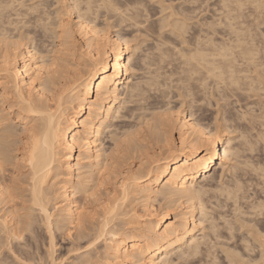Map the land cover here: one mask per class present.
I'll list each match as a JSON object with an SVG mask.
<instances>
[{
  "label": "bare ground",
  "instance_id": "1",
  "mask_svg": "<svg viewBox=\"0 0 264 264\" xmlns=\"http://www.w3.org/2000/svg\"><path fill=\"white\" fill-rule=\"evenodd\" d=\"M10 1L0 0V255L4 249L12 253L14 247L16 251L8 262L3 253L6 259L0 256V264L41 261L39 254L31 252L39 248L36 238L41 230L47 235L50 264H59L65 258L53 255L57 236L67 241V253H74L67 264H102V260L106 264H172L173 256L198 258L201 264H264V193L259 192L264 189V155L263 162H256L253 158L258 155L252 153L253 160L248 157L251 154L247 155L249 160L244 156L255 152L254 144L264 139V133L262 130L258 134L255 127L252 130L255 116H248L249 107L241 109L242 103L235 97L236 90L243 87L237 88L240 80L245 81L247 76L236 75L241 72L236 69V62L238 67L241 62L237 60L246 59L242 64L247 65L264 52L258 45L259 37L264 40V29L253 32L264 26V17L263 23H258V17L264 14V0H251L254 17L248 13L252 12L250 7L251 11L242 13L246 9L243 3L249 0H212L211 10L224 14L213 12L214 17L207 10L210 0H181L176 7L168 3L173 0H167L164 7L161 4L166 1L158 0L162 1L158 3L160 14L166 8L171 11L164 10L168 15L157 20L149 19L148 5L143 7L147 0H51L53 5L63 4L55 9L45 8L46 0L44 6L41 1L31 4L29 0H12L17 9H8ZM201 2L208 6L203 8ZM203 11L212 18L202 17L198 22L197 14ZM248 14L256 25L245 23L257 28L250 26L253 35H259L258 46L251 42L256 40L249 25L244 27L242 19L247 17L243 15ZM101 16L104 28L99 24ZM195 16L200 25L192 29L196 22L190 21ZM218 22L221 26L223 23L224 30L227 27V39L223 38L224 30H216ZM124 28L133 34L142 33L141 37H149L151 43L139 50L140 42L132 43L135 34L134 38L132 33L128 35L131 43L120 34ZM162 29L168 33H161ZM216 32V38L220 32L223 40L215 38ZM254 63L257 68L264 67V63ZM248 67L242 71L247 73ZM166 79L179 83L183 91L175 88L181 92L176 95L189 96L190 104L186 100L189 106L185 109L181 99V106L167 103L165 108L163 101L162 109V101L158 106L153 100L162 113L158 108L159 113L150 112L153 108L145 104L150 90L159 92L160 100L173 97L168 95L171 85ZM209 84L220 91L214 92L216 96L213 92L205 95L206 89L213 90ZM165 85L168 93L163 91ZM202 95H212L219 102L235 97L239 108L234 110L233 104L235 113L231 116L225 114L221 121L217 117L207 120L204 103L210 105L211 97L207 100ZM127 103L130 106L126 108ZM124 108L127 110L123 113ZM261 114L264 117L263 111ZM129 117L134 124L128 123ZM121 122L124 126L115 130ZM251 130L257 134L252 135ZM237 131L240 138L235 140L233 133ZM107 136L112 143L106 145ZM241 162L261 178L263 186L260 182L258 186L263 189L254 187L260 194L250 187L251 194L244 191L246 195H241L243 177L236 167ZM215 192L233 205L232 217L217 214L222 223L211 214L221 202L215 205L209 198L210 207L205 202ZM137 201L142 204L141 215L132 207ZM171 207L177 209L174 219L168 212ZM120 215H129V219H119ZM220 227L226 231L217 232ZM241 230L244 232L237 235ZM221 239L231 244L226 242L225 248ZM98 242L103 243L99 252L94 251ZM218 245H224L223 257L216 251ZM242 251L247 256L248 251L249 256L250 251L257 254L247 257L250 261L246 262Z\"/></svg>",
  "mask_w": 264,
  "mask_h": 264
},
{
  "label": "rangeland",
  "instance_id": "2",
  "mask_svg": "<svg viewBox=\"0 0 264 264\" xmlns=\"http://www.w3.org/2000/svg\"><path fill=\"white\" fill-rule=\"evenodd\" d=\"M11 1H12V0H11ZM11 1L9 2L10 4H11L12 2L15 3V4L12 3V6H11V7H13L14 5H16V2H15V1H17V3H18V1L20 2V0H15V1H12V2H11ZM21 1H22V0H21ZM29 1L31 2V4H32V3H33V4H34V3L36 4L37 2H38V4H40V1H41V4H42V5L44 4L43 2H45V0H44V1H43V0H32V1L29 0ZM36 1H37V2H36ZM49 1H50V2H49ZM63 1H64V0H63ZM65 1H67V0H65ZM123 1H124V0H121V2H123ZM145 1H146V0H144V2H145ZM159 1H160V0H159ZM162 1H164V0H162ZM162 1H161V2H158V0H149V2H148V0H147L145 3H143V4H144L143 7H145V4L148 5V6H147V7H148L147 10H148V12H149V17L151 16L149 19L154 20V19H156V17H158L157 19H159V17L162 18V16H164L165 14L168 15V13H166V12H168L169 9H167V8H166L167 10L164 9L166 12H164V10H163V11H161V14L159 13L160 6H158V3H159V5H160V4L162 3ZM165 1H166V2H165V5L162 3L161 6H162V5H163V7L166 6V3H167L169 0H168V1L165 0ZM173 1H174V0H173ZM173 1H172V2L170 1V2H168V3H172V5H174L175 7L181 2V0H176V1H174L175 3H173ZM177 1H178V2H177ZM179 1H180V2H179ZM207 1H208V0H207ZM213 1H214V0H213ZM213 1H212V0L208 1V4L213 3ZM241 1H242V0H241ZM245 1H248V0H243V2H245ZM30 2H28V4H29ZM147 2H148V3H147ZM205 2H206V1H205ZM205 2H203L204 4H202V2H201L203 8L206 7V6H208V4L205 3ZM250 2H251V0H249V3L246 2V3H248V4L243 3V4H244L243 7L246 6V9L242 12V10H243L244 8H243V9L241 8V9H242L241 12H242L243 14H245L246 12L252 10V12H248V13H252V15H253V17H254V15H256V13H254L255 11H254V7L252 8V4H251V7H250V5H249ZM26 3H27V2H26ZM51 3H52L51 0H46V2H45V8H48V9H55V6H56V8H57V6H59V5H63V4H61V3H63L62 0H61V3H59V4H57V5H56V4L53 5V4H51ZM66 3H68V1H67ZM66 3H65V4H66ZM251 3H252V2H251ZM10 4H9V5H10ZM46 4H47L48 6H46ZM175 4H177V5H175ZM205 4H207V5H205ZM243 4H241V7H242ZM156 5H157V7H156ZM204 5H205V6H204ZM248 5H249V6H248ZM19 6H20V8H19ZM43 6H44V5H43ZM43 6H42V7H43ZM174 6H173V7H174ZM253 6H254V3H253ZM15 7H16V9H17V6H14V9H15ZM175 7H174V8H175ZM210 7H213L212 4H211V6L209 5V6L207 7V10H210V11H211V12H210L211 14H210L206 9H202L201 6L199 7L200 9L204 10L205 12H208V13L206 14V13L203 11V12H202L203 15H202V13H201L200 15L197 14L199 17H201V18L198 17L199 20H200V19L202 20V17H203V18L206 17V18H209V19H210V18H212V16H210V15H212V14H213V17L215 16V14H217V15H218V13H219V14H222L221 10H219L221 13H220V12H217V13H216L214 10H211ZM249 7H250V9H251V8H252V9L250 10ZM24 8H25V7L23 6V9H24ZM141 8H142V7H141ZM8 9H13V8H9V7H8ZM18 9H22L20 4H18ZM142 9H144V8H142ZM145 9H146V7H145ZM149 9H151V10H149ZM156 9H157V10L159 9V10L156 11ZM202 10H201V11H202ZM247 10H248V11H247ZM169 11H171V9H170ZM217 11H218V10H217ZM157 12H158L159 14H157ZM213 12H215V14H214ZM72 13H73V12H72ZM151 13H152V14H151ZM162 13H163V14H162ZM199 13H200V12H199ZM253 13H254V14H253ZM155 14H156V15H155ZM204 14H206V15L210 14V15H209L210 17H209V16H206V15H204ZM159 15H160V16H159ZM201 15H202V16H201ZM222 15H224V14H222ZM222 15H220V16H221V19L219 18L220 16H219V17L216 16L217 18L215 17V19H216V20H219V19H220V20H222V21H220V20H219V21H220V22H223L224 19H222V18H223ZM248 15L251 16V14H248ZM248 15H243V16H245V17H247V18H246V19H242V20H243V22H244V27L247 26V25H249L248 28H249V30H250V32H251L252 29L250 28V26H251L250 24H251V23H252V24L254 23V24L256 25V23L254 22V18H253L252 16L250 17V18L253 20V22H252V20L249 19ZM261 15H263V16H261ZM261 15H260V16H261L260 18L264 17V14H263V13H262ZM175 16H176V15H175ZM243 16H242V17H243ZM54 17H55V16H54ZM71 17H75V14H73V16H72V14H71ZM103 17H104V16H101V17L99 18V24L103 23V21H102V20L104 19ZM171 17H172V16H171ZM171 17H170V18H171ZM177 17H178V15H177ZM245 17H244V18H245ZM65 18H66V16H65ZM102 18H103V19H102ZM172 18H173V17H172ZM260 18L258 17L259 20L256 19V20L259 21V22H258L259 24H260V23H263V21H264L263 18H262V19H260ZM54 19H55V18H54ZM54 19H53V20H54ZM157 19H156V20H157ZM191 19H192V18H191ZM194 19H195L196 21L198 20L196 16H195V18L193 17V19L190 21L192 24H194V23L196 22ZM55 20H56V19H55ZM55 20H54V21H55ZM100 20H101L102 22H101ZM152 20H151V21H152ZM199 20H198V22H201V20H200V21H199ZM244 20H246V21H244ZM262 20H263V21H262ZM192 21H194V22H192ZM248 21L251 22V23L248 24V23H249ZM261 21H262V22H261ZM190 22H189V24H191ZM198 22H196V23H198ZM220 22H218V23H219V25L221 26ZM245 22H248V23H245ZM196 23H195L194 25L191 24L192 26H190V27L193 29V28L195 27V25H196L197 27H195V29H197V28L199 27L198 25H200V24H199V23L196 24ZM245 24H246V25H245ZM53 25H54V24H53ZM219 25H217L218 28L220 27ZM255 25H254V27H253V25H252L251 27L254 29V28H256ZM261 25H262V24H261ZM102 26H103V25L101 24L100 27H101V28H104V26H103V27H102ZM217 26H216V28H217ZM223 26H224V25H223V23H222V26H221L219 29L217 28L216 30L220 31V29H221V30L223 31V30H224ZM257 26H260V25L257 24ZM50 27H52V25H50ZM54 27H55V26H54ZM222 28H223V29H222ZM226 28H227V27H225V30H224L225 32L223 31V33H222V31H220V32L223 34V38H224V39H227V38L229 37V36H228V37L226 38V35H225V37H224V33H225V34H228V33L226 32L228 29H226ZM260 28H263V29H264V26H263V25L260 26L259 29H258L257 31H256V30H253V32L255 31L256 33H258L259 30H261ZM127 29H128V28H127ZM166 29H167V28H166ZM256 29H257V28H256ZM263 29H262V31H263ZM109 30L111 31V30H114V29L110 28ZM125 30H126V28H124L123 30L120 31V34L123 35V37L126 36V37L128 38V40H129L130 37H128V35L131 36L130 34L132 33V37L134 36L135 33L133 34V31H132V30H126V31H125ZM122 31H123V32H122ZM166 31H167V30H165V29L163 30V29H162V32H161V31H160V32H161V33H164V32H165V33L167 34L168 31H167V32H166ZM262 31H260L259 34H261ZM125 32H126V34H125ZM220 32H218V34H219L218 36H220L219 38L221 39V38H222V37H221L222 34H221ZM253 32H251V33H252V36H253V38H254L255 34L253 35ZM129 33H130V34H129ZM165 33H164V34H165ZM124 34H125V35H124ZM136 34H137L138 36H137ZM136 34H135V36L138 37V39L135 40L136 37L134 36L135 38L133 37V38H134V39L132 40L133 42L130 41V40H129V41H130V43H131V42H132V43L140 42V43H138V44H140V45H139V47H140L139 50H140V49L142 50V48H144L143 46H145V45L147 44V42L149 43L151 40H149V39H150L149 37H148L149 39H148L147 37H143V35H142V37H141V34H142V33H136ZM216 35H217V32H216L215 35H214L215 38H216ZM257 35H258V34H256V36H257ZM263 35H264V33H263ZM144 36H145V35H144ZM218 36H217L216 39H217V40H220V39L218 38ZM256 36H255V38H254V39L256 40V42H255V41H251V42H253L254 44H256V46L259 45V48H260L259 51L262 52V51H264V49L262 48V47H264V45H262V44H264V43L261 44V42H262V41L264 42V40L261 39V38H262L261 35H260L261 37H259V35H258L257 37L260 38V39L258 38V39L260 40V41H259L260 44H258L259 42L257 43L258 39H256V38H257ZM127 38H126V39H127ZM131 39H132V38H131ZM144 39H145L146 41H145ZM245 39H246V38H245ZM245 39H244V40H245ZM254 39H253V40H254ZM49 40H50V39H49ZM221 40H223V39H221ZM251 40H252V39H251ZM261 40H262V41H261ZM141 42H143V43H142V46H141ZM245 42H247V41L245 40ZM150 43H151V42H150ZM144 44H145V45H144ZM257 44H258V45H257ZM261 48H262L263 50H262ZM139 50H138V51H139ZM260 52H259V53H260ZM262 53H263V54H262ZM262 53H260V54H261V57H262V55H263V57H262L263 59L260 58V57H259L260 54H258L259 56L256 55L257 58H256L255 56H254L255 59L252 58V60L254 59L255 61L252 62V61L250 60L251 64L254 63V62H256L257 59H259V61H257L256 64L254 63L256 66H257V65H260V64H263V63H264V62H263V60H264V52H262ZM261 59H262V60H261ZM240 60H241L240 63H241V65H242L244 68L249 66L250 62H249V64H248V62H247V65H248V66H247L246 64H242V62L245 63V60H246V59H243V61H242V59L240 58V59L237 60V61H240ZM246 61H247V60H246ZM260 61H261V62H260ZM258 62H260V63H258ZM262 62H263V63H262ZM236 63L238 64V62H236ZM240 63H239V67H238V65L236 64V69H241L240 71L243 72V73H241V72L238 73L239 71L236 70V71H238V72H236V75H238V74H239V75L242 74V76H244V77L247 75L248 77L246 76V78H248V79L245 78V81H246V82L243 81L244 78H242V76H239L240 79L242 78L240 81L243 82L244 84L247 83V85H245L246 88L250 87L251 83L253 82L254 85L256 84V85H255L256 88L258 87V88H257L258 90H257L255 87H252V86H254V85H251L252 88L250 87L252 90H250V88H249V89H245L244 84H242V83L240 82V85H239V87H237V88L239 89L240 86L243 85V87H241V89L244 90V92H243V91H240L241 89H240V90H236V91H237V95H236L235 97H237V100H239L238 102H239L240 104L242 103V104L240 105V107L243 106V107H245V109L249 107L248 109L251 110L252 112H251V111L248 112V111H247L248 109H247L246 111L248 112V114L251 113L252 116H253V115L255 116V117H254V120H253V122H254L255 124L252 122V119H253V118H252V116H251V121H250V122L253 123V125H251V126L253 127L252 130H254V127H255V131H256L258 134H260L259 132H261L262 130H263V133H264V117H263L262 114H261L262 111L264 112V107H262V105L264 106V90H263L264 88H262L263 85H264V83H263V82H264V80H263L264 77H262V76H264V75H263V74H264V72H263V71H264V69H263L264 67L261 65V67L258 66V68H257V67H255V66H253V64H252V65L250 64V67L246 68V69H248V70H247V73H245L246 70L242 71L243 67L240 66ZM240 67H241V68H240ZM251 67H252L253 70L250 69ZM152 68H153V67H152ZM154 68H155V66H154ZM256 68H257L258 70H257ZM260 68H261V71L259 70ZM249 69H250L251 71H250ZM255 69H256V70H255ZM262 69H263V71H262ZM252 71H254V72L252 73ZM255 71H256L257 74L255 73ZM249 72H251L252 74L249 73ZM262 73H263V74H262ZM260 74H261V76H260ZM258 75H259L260 77H259ZM173 76L175 77V75H173ZM173 76H172V77L169 76V78H172V79H173ZM250 76H253L254 78H253V77H250ZM249 77H250L251 79L253 78V79H252L253 81H252ZM172 79H171V80H172ZM174 79H175V78H174ZM174 79H173V80H174ZM256 79H257L258 81H257ZM171 80L168 79V81H167V79H166V82H168V83L165 82L168 86L171 85V88H168V89L170 90V93H168L169 90L166 89V88H167V85L163 86V87H164V90H163V87H161V88H162L161 90L165 91V93H168V95L171 94V96H173V97H170L168 101H167V99H168L167 96H166L165 98H163V99L160 100L159 98H161V97L158 96V95H159V92H156L155 90H150V91L147 93V99H146L147 103H146V101H145V104H148V105H149V108H153V109H151L150 112H155V110L158 108V106H161V105H162V109H163V107H165V106H166L165 108H167V105H166L167 103H169V104H168L169 106L171 105L170 107H178L179 105L181 106V103L179 104V101H181V99L185 101L184 104H183V107L185 106V109H187V105H188V103H189V101H190V100H188V99H190V97H189V96H186L184 93H183V96H185L187 99H186L185 97H183V96L181 97L180 95H179V97H178V95H176V94H181V92L179 93V91H178L177 89H175V88H178L179 83H175V81H173V80H172V82H174V83H172ZM247 80H249V81H247ZM255 80H256V81H255ZM250 81H251V82H250ZM254 81H255V82H254ZM169 82H170V84H169ZM249 82H250V83H249ZM257 82H258V83H257ZM248 83H249V85H248ZM260 83H261L262 85H261ZM259 84H260L261 87L259 86ZM173 85H175L176 87H174ZM210 85L212 86L211 88L213 89V86H214V85H213V84H209L208 87H210ZM217 85H219V84H217ZM219 86H221V85H219ZM165 87H166V88H165ZM173 87H174V88H173ZM208 87H207V88H208ZM214 87H216V86H214ZM217 87H218V86H217ZM211 88H210V89H211ZM218 88H219V87H218ZM259 88H260V89H259ZM261 88H262V90H261ZM171 89H172V90H171ZM178 89H180V91H183V90H181V88H178ZM254 89H256L257 91L254 90ZM166 90H167V91H166ZM208 90H209V88H208ZM208 90L206 89V90L204 91V93L206 92L205 95H207V93H212V92H213V94L215 95V93H217V92L219 91V90L217 91V90H214V89H213L211 92H209L210 90H209V91H208ZM245 90H246V91H245ZM247 90H248V91H247ZM253 90H254V91H253ZM197 91H198V90H197ZM197 91H196V95L200 96L201 93H200V94H197V93H199V92H197ZM200 91H202V90H200ZM207 91H208V92H207ZM154 92L156 93V95L158 94L156 98H155V95L153 94ZM174 92H175V93H174ZM177 92H178V93H177ZM202 92H203V91H202ZM214 92H215V93H214ZM219 92H220V91H219ZM239 92H240V93H239ZM242 92H243V93H242ZM204 93H203V95H204ZM235 93H236V92H235ZM173 94H175L177 97H175V95H173ZM196 95H195V96H196ZM203 95H202V96H203ZM205 95H204V96H205ZM169 96H170V95H169ZM204 96H203V97H204ZM208 96H209V94H208ZM208 96H206V97H204V98H207V100H208V98L211 97L212 99L210 98V100H211L210 105H211V106L208 105V103H204V107H206V108L208 109L207 111H206V109H205V112H206L205 115L207 116V117H206L207 120H209V119L211 120V119H214V118L217 117L216 119H218V120L221 121V120L223 119V117H224L225 114H226V115L228 114V116H231L232 114H234L235 112H233V111L235 110L236 106H237V109L239 108V106H238L239 104H238V102L235 100V99H236L235 97H231V98L229 97V98H227L228 100L226 99V101H225V99H224V101H223V99H222V100L220 99V102H219V99H218V98H216V97H212V95H210V97H208ZM215 96H216V95H215ZM217 96H218V95H217ZM238 96H239V97H238ZM158 97H159V98H158ZM174 97H175V98H174ZM180 97H181V98H180ZM240 97H241V98H240ZM179 98H180V99H179ZM214 98H216V99H214ZM178 99H179V100H178ZM230 99H231V101H230ZM153 100H155V101L158 102V106H157V104L154 106L155 101H153ZM186 100L188 101V103H187ZM212 100H213V101L215 100V101L213 102ZM216 100H217V101H216ZM152 101H153V102H152ZM161 101H162V104L160 105L159 102H161ZM163 101H164L165 103H164ZM235 101H236V102H235ZM149 102H150V103H149ZM216 102H219V103H216ZM224 102H225V103H224ZM226 102H228V103H227V106H228V107H227V106H224V104H226ZM234 102H235V103H234ZM163 103L165 104V106L163 105ZM186 103H187V104H186ZM215 103H216V104H215ZM220 103H221V104H220ZM151 104H152V106H151ZM178 104H179V105H178ZM189 104H190V103H189ZM205 104H207L208 106L205 105ZM212 104H213V105H212ZM228 104H229V105H228ZM233 104H234V105H233ZM148 105H147V106H148ZM172 105H174V106H172ZM176 105H178V106H176ZM216 105H217V106H216ZM232 105H233V107H234V110L232 109V108H233ZM246 105H247V106H246ZM129 106H130V104L127 103V104H126V108L129 107ZM169 106H168V107H169ZM188 106H189V105H188ZM209 106H210V107H209ZM214 106H215V107H214ZM220 106H221V107H220ZM222 106H224V107H222ZM217 107H220V108H219L220 111L217 109ZM243 107H241V109H242ZM250 107H251V108L253 107L254 109H251ZM261 107H262V108H261ZM126 108H124L125 110H124V109L122 110L123 113L127 110ZM160 108H161V107L158 108V109H159V112L162 113V111H161ZM222 108H223V109H222ZM224 108H225V113H224ZM259 108H260V109H259ZM209 109H210V110H209ZM216 109H217V110H216ZM226 109H227V110H226ZM229 109H230V111L228 112ZM237 109H236V110H237ZM243 109H244V108H243ZM255 109H256V111H255ZM215 110L217 111V113L219 112V114H220V115L218 114L219 116H217V113H216V115H214V114H215ZM231 110H232V111H231ZM257 110H259V111H257ZM260 110H262V111L260 112ZM253 111H255V114H257V116H261V120L259 119V117H257V116L254 114ZM156 112H158V110H156ZM156 112H155V113H156ZM159 112H158V113H159ZM207 112H208V113H207ZM211 112H214V113H211ZM230 113H231V115H229ZM258 113H259L260 115H258ZM221 114H222V115H221ZM263 115H264V114H263ZM195 116H197V115H195ZM248 116H250V114H249ZM248 116H247V118L249 119ZM256 117H257V119H256ZM262 117H263V118H262ZM129 118H130V117H129ZM221 118H222V119H221ZM262 119H263V120H262ZM126 120H127V122L129 121L128 118H127ZM126 120H125V121H126ZM131 120H132V119L130 118V121H129L128 123H133V122H135L134 119L132 120L133 122H132ZM255 120H256L257 122H255ZM258 120H259V121H258ZM118 121H119V120L117 119V121H115V122H118ZM138 122H139V120L136 121V123H138ZM123 123L125 124V122H121V123H120L121 125L118 123L117 126L115 127V130H117V129L121 128L122 126H124ZM252 123H251V124H252ZM261 123H262L263 125H262ZM122 124H123V125H122ZM133 124H134V123H133ZM257 124H258V125H257ZM260 124H261V125H260ZM120 126H121V127H120ZM116 128H117V129H116ZM112 129H113V128H112ZM257 129H258V130H257ZM260 129H261V130H260ZM237 130H238V129H237ZM252 130H251V132H250V133H252V135L257 134L255 131H252ZM238 131H239V130H238ZM238 131H237L236 133H233V134H234L233 137H234L235 140H238V139L240 138V132H238ZM258 131H259V132H258ZM116 132L118 133V131H116ZM234 132H235V131H234ZM254 132H255V133H254ZM119 133H120V131H119ZM119 133H118V134H119ZM173 133H174V136H175V135L177 136V131H176L175 129L173 130ZM263 133H262V134H263ZM262 134H261V135H262ZM108 135H110V134H108ZM238 135H239V136H238ZM263 135H264V134H263ZM263 135H262V137H263ZM176 136H175V137H176ZM108 138H110V136H107V138L104 139V141L106 142V145L109 144V143H110V144L112 143V141L109 140ZM116 138H117V137H116ZM254 139H255V138H254ZM261 142H264V139H262V141H260V143H259V141H258V142H255V143H257V145H258V146H257V145L254 144V147L256 146V147H255V148H256L255 152H250V153L246 152L247 154L244 155V156H246V157H245L246 159H247L248 157H250V158H251V159L249 158L250 160H253V159H254L256 162H257L258 160H259L258 162H261V161L263 162L264 145H263ZM258 143H259V144H258ZM262 145H263V146H262ZM254 147H253V148H254ZM259 147H260V148H259ZM261 147H263V148H261ZM255 148H254V149H255ZM257 149H258V151H257ZM261 149H262V151H261ZM252 151H253V150H252ZM256 151H257V152H256ZM251 153L253 154V156L258 155V156H256L257 158H256V157L253 158ZM256 153H257V154H256ZM244 154H245V153H244ZM250 154H251V155H250ZM254 154H255V155H254ZM247 155H250V156L247 157ZM252 158H253V159H252ZM258 158H259V159H258ZM242 159H243V160H242ZM249 159H247V160H249ZM240 160H241V161H244L245 159H244V157H243V158H241ZM239 163H240V162H239ZM237 164H238V163H237ZM244 165H245V164H242V162H241V165H240V164L236 165V167L238 166L237 168L240 167V169H241V170L239 169L240 171H239L237 174H240V175H242L241 177H243V178H242L243 180L241 179L243 182H241V183L244 184V187H243V184H242V189H243V190H242V189H241V190H242L243 192H242L241 195H246V193H247V195H248V194L250 193V191H252L253 189H254L253 191H256V189H257V191H259V188H260V189H263V188H264V186H263L264 184H263V185L261 184V181H260L261 178H259V176L256 177V176H255L256 173H254L255 175L253 174V171H252V169L250 168V166L247 167L246 165H245V166H244ZM242 166H243L244 168H243ZM245 167H246V170H245ZM242 168H243V169H242ZM215 169H216V170L218 169V171H219L218 173L220 174L219 167H218V168L216 167ZM242 170H243V171L245 170L244 173L242 172ZM249 170L252 171V173H251ZM237 171H238V170H237ZM242 173H243L244 175H243ZM248 173H249V174H248ZM227 175H229V174H227ZM227 175H226V176H227ZM217 176H218V175H217ZM226 176H225V177H226ZM246 176H247V178H246ZM249 176H251V179H250ZM252 176H253V177H252ZM230 178H231V176H230ZM252 178H255V179L253 180ZM257 178H258L259 181L257 180ZM217 179H219V178H218V177L216 178V182H218ZM224 179H225V180H224L225 182L228 181V180H226L227 178H224ZM228 179H229V178H228ZM244 179H245V181H244ZM246 179H247V180H246ZM248 180H250V181H248ZM251 180H252V182H251ZM255 180H256L257 182H255ZM246 181H247V182H246ZM253 181H254L255 183H254ZM225 182H224V183H225ZM249 182H250V183H249ZM259 182H260V184L263 186V188H262V187H259V186H261L260 184H258ZM253 183H254V184H253ZM256 183H257V184H256ZM262 183H263V182H262ZM249 184H250V185H249ZM251 184H252V185H251ZM245 185H246V186H245ZM253 185H254V186H253ZM258 185H259V186H258ZM248 186H249V187H248ZM255 186H256V189L254 188ZM257 186H258L259 188H257ZM246 187H247V188H246ZM250 187H252L253 189L250 188ZM244 188H245V189H244ZM249 189H251V190L249 191ZM263 190H264V189H263ZM263 190H261V191H259V192H262L261 194H263V193H264ZM244 191H246V193H245ZM247 191H248V192H247ZM257 191H256V192H257ZM240 192H241V191H240ZM240 192H239V194H240ZM243 193H245V194H243ZM251 193H252V192H251ZM251 193H250V194H251ZM257 193H258V192H257ZM216 194H217V193L215 192V193L213 194V196H214V195H215V196L211 198V197H210V196L212 195V193H211V194L208 196V198H207V200H206L205 202H206V204H207L209 198H210V201H209V202L211 203V201H212V203L214 202L215 205L218 203V201L221 202L220 204L223 205V207H221V205H220V207H217L218 209H217V208H213V209H211V210H214V209H215V211H214L213 213H211V214H212L213 216H215L214 218L216 219L217 222L222 223L223 220L220 219L219 216H218V217H219V218H218V217H217V214H218V213H219V214L221 213L220 215H221V216L224 215V217H226V218H227V217H228V218L232 217V216H233V213H232V208H233L232 206H233V205H232V202H231L229 199L225 198L226 196L221 195V194H217V195H216ZM258 194H260V193H258ZM262 196H263V195H261V197H262ZM248 199H250V198H248ZM216 201H217V202H216ZM241 201L243 202V201H245V200L243 199V200H241ZM210 203H209V204H210ZM153 205H154L155 208H156L158 204H157V202L154 201V204H153ZM207 205H208V204H207ZM231 205H232V206H231ZM208 206L210 207V205H208ZM132 207H135L134 209L136 210V212L138 211V215H141V214H139V213H142V204L140 205V204L138 203V201H137L135 204H132ZM211 207H213V206L211 205ZM130 208H131V207H126V209H130ZM157 208H158V207H157ZM171 208H172V207H171ZM168 209H169V208H168ZM208 209L210 210V208H208ZM216 209H217V210H216ZM170 210H171V211H170ZM175 210L177 211L176 207H173L172 209H169V210H168L171 219H174V216H173V215H174V213L176 212ZM216 211H217V212H216ZM210 212H212V211H210ZM215 213H216V214H215ZM219 214H218V215H219ZM231 214H232V215H231ZM123 216H124V215H122V217H121V215H120V218H119V219H123ZM126 216H127V218H125ZM126 216H124V219H126V220L129 219V218H128L129 215H126ZM130 216H131V215H130ZM118 217H119V216H118ZM119 219H118V220H115V221H116V222H117V221H120ZM218 219H219V220H218ZM221 220H222V221H221ZM249 225H250V224H249ZM225 231H226V230H225ZM225 231H224L223 228L220 227V229L218 228V231H217V232H219V233H224ZM40 232H41V235L38 236V238H36V243H37V246H38L39 248H37V249H35V248H34V249H31V252H34V254H35V252H36L37 255L39 254V256H41V261H39V260H38L37 262L34 261V263H35V264H40V263H41V264H50V259H49V258L47 259V257H46V256H47V254H46V252H47V248H46L47 245H46V244H47V240H48V239L46 238L47 235H46V233L44 232V230H41ZM217 232H216V233H217ZM242 232H244V231L241 230V232H239V233L236 232V234H237V235H238V234L240 235ZM219 233H217V234H219ZM210 235H211V234H210ZM211 237H213V236H211ZM42 238H43V239H42ZM45 238H46V239H45ZM42 240H43V241H42ZM221 240L224 241V243H225V248H226L229 244H231L230 241H226V240H223V239H221ZM221 240H220V241H221ZM41 241L43 242V244H42ZM56 242H57L58 244H57L56 247H55V250H56V251L53 253L54 257H58L60 254L63 255V258L65 257V258L63 259V262L61 261V259H60V261H59V260H57V258H56V260L59 261V264H65V263L67 264L69 261L71 262L72 257H74V253H73V252H70L69 254L67 253V249H66V248H67V241H65V240H60V237L57 236V238H56ZM226 242H227V243L229 242L228 245H227ZM102 244H103L102 242H101V243L98 242L97 246H99V247H98L97 250L95 249L94 251H98V250L101 251L102 248L100 249V246H102ZM45 245H46V246H45ZM219 246H220V245H218V246L216 247L217 250H216V249H215V250L217 251L218 255H220V256L223 257V256H224V253H221V252H222V249H225V248H224V245L221 246L222 248H219ZM44 247H45V248H44ZM57 247H58V248H57ZM35 250H36V251H35ZM213 250H214V249H213ZM219 250H220V253H219ZM12 251L15 252L16 249L13 247V250H12ZM99 251H98V252H99ZM13 252L11 253V251L8 252L7 249H6V250L4 249V250L2 251V253H1L0 256L3 257L2 259H6V258H7V262H8V260H9V261H12V260H10V259H13V257H14V256H13V255H14ZM62 252H63V253H62ZM251 252H252V251H250V256H249V251H248V252H247L248 256H247V255L245 254L246 252L242 251V253H243L244 255H246V256L243 255L244 257H243L242 259H244V261H246V260H249V259H250V258L247 259V257H251V256L254 257V256H256L255 254H257V253H255V251H253L252 253H251ZM256 252H257V250H256ZM3 253H4V254L6 253V254H5V255H6V258H5V256L3 255ZM7 253H8V254H7ZM65 253H66V256H65ZM11 254H13V255L11 256ZM251 254H252V255H251ZM71 255H72V256H71ZM1 257H0V258H1ZM8 257H10V258H8ZM42 257H43V258H42ZM70 257H71V259H69ZM185 258H186V257H185ZM185 258H177V257L173 256V258H172V259H173L172 264H184V262H186L185 264H193V263H194V264H197L198 258L195 257L196 260L192 259V258H194V257L189 258L191 261H190L189 259L186 260ZM45 259H46V260H45ZM66 259H67V260H66ZM183 259H184L185 261H184ZM245 259H246V260H245ZM251 260H252V259H251ZM57 261H56V262H57ZM99 261H101V260H99ZM187 261H188L189 263H188ZM194 261H195V262H194ZM225 261H226V259H225ZM249 261H250V260H249ZM103 262H105V261L102 260V264H106V263H103ZM198 262H199V261H198ZM246 262H247V261H246ZM97 264H98V262H97ZM99 264H101V263H99ZM199 264H201V263L199 262ZM224 264H226V263H224Z\"/></svg>",
  "mask_w": 264,
  "mask_h": 264
},
{
  "label": "snow or ice",
  "instance_id": "3",
  "mask_svg": "<svg viewBox=\"0 0 264 264\" xmlns=\"http://www.w3.org/2000/svg\"><path fill=\"white\" fill-rule=\"evenodd\" d=\"M8 7H11V5H9Z\"/></svg>",
  "mask_w": 264,
  "mask_h": 264
}]
</instances>
